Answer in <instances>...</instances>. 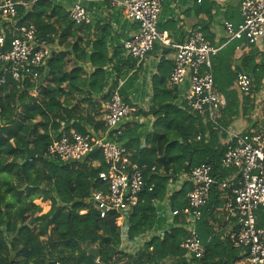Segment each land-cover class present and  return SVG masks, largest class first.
Wrapping results in <instances>:
<instances>
[{
    "label": "trees",
    "instance_id": "trees-1",
    "mask_svg": "<svg viewBox=\"0 0 264 264\" xmlns=\"http://www.w3.org/2000/svg\"><path fill=\"white\" fill-rule=\"evenodd\" d=\"M24 1L31 6L18 7L20 21L33 24L37 37L47 38L51 43L56 39L62 50L53 53L46 69L41 70L46 72V78L39 86L37 97L28 95L34 83L27 79L16 84L8 78L0 87V264H165L169 259H173V264H184L180 244L187 233L180 224L184 222L181 212L191 190L189 183L168 198V213L178 211L180 216L174 217V226L161 238L150 237L132 254L121 248L122 240L132 242L155 227L158 209L153 204L164 202L175 180L154 174L177 178L182 171L201 164L210 166L211 175L218 181L231 173L220 165L225 152L220 138L226 137L225 131L235 120L247 119L254 108L249 96L235 90V76L237 72H244L251 80V94L258 92L264 86V54L250 47L234 72L231 69L234 51L244 41L233 40L227 41L211 58L215 87L226 101L217 126L208 121L203 123L202 118L189 112L185 102L182 108L175 106L178 89L168 85L172 62L164 57L160 59L151 79V107L148 113L142 114L155 119L153 132L147 136L144 147L141 148L137 139H131L138 128L136 125L133 130L129 128L132 126H124L121 136L109 138L125 147L134 163L145 166V189L126 216V226L119 228L114 212L100 218L86 202L92 191H106L105 184L98 179V174L105 169L101 151L95 149L85 162L70 165L47 160L45 152L50 143V124L56 130L60 122L79 120L92 125L94 131H105L103 123L94 122L97 115H91L80 105L92 109L98 106L94 99L104 93L105 68L113 58L123 55L122 48H116L109 55L107 45L112 30L107 22L75 25L68 19L67 11L52 1ZM200 5L198 13L211 17L213 4L202 0ZM227 19L234 26L240 23ZM208 28V23L200 24L199 31L206 41L210 37L212 42ZM213 46L217 45L213 43ZM71 60L73 65L69 66ZM121 72V67L114 68L115 80L108 92L116 88ZM108 92L103 101L107 100ZM72 125L78 133L86 134L85 128L76 122ZM26 144L35 157L23 163ZM149 188L154 200L148 193ZM223 202L218 185L212 186L195 228L205 250L201 264H235L242 258V251L223 238L225 230L213 228ZM46 203L49 205L43 212L40 205ZM256 226L264 229V210L257 211ZM87 243L98 250V258L88 254Z\"/></svg>",
    "mask_w": 264,
    "mask_h": 264
},
{
    "label": "built area",
    "instance_id": "built-area-1",
    "mask_svg": "<svg viewBox=\"0 0 264 264\" xmlns=\"http://www.w3.org/2000/svg\"><path fill=\"white\" fill-rule=\"evenodd\" d=\"M70 1L72 5L67 10L68 19L75 25L91 24L87 9L97 0ZM107 1L110 7L121 10L137 27L121 43L124 56L138 65L155 52L156 47L161 55L167 49L173 50L169 86L178 88L188 81L183 101L189 112L202 118L203 123L208 121L217 126L226 101L215 87L211 58L220 47L210 45L199 30H189L181 43L171 42L167 31L158 30L163 0ZM200 2L197 0V3ZM20 6L28 9L31 3L0 0V87L7 83L8 78L16 84L27 79L34 83L28 95L37 97L39 86L46 78V72L42 73L41 70L46 69L51 58L53 43L47 38L37 37L33 24L20 21L17 11ZM240 16L241 21L236 26L223 22L227 41L242 40L248 45L264 46V0H244L240 6ZM116 83V88L108 92V101L104 105L105 131H99L101 134L97 136L96 132L90 131L80 134L68 126L65 131L63 124L56 130L49 127L50 143L45 158L70 165L83 163L93 150H100L105 169L98 174V179L105 184L106 191H92L86 202L100 214V218L114 212L118 216L117 225L137 205L139 195L145 189V166H138L130 159L125 147L109 139L121 136L122 123L131 112L119 92L123 81L118 79ZM234 88L243 95H251L252 85L248 75L238 72ZM259 95L256 101L258 116L253 121L257 128L227 130L226 137L220 138V143L225 147L220 165L231 173L218 181L211 175V167L201 164L189 171H182L177 177L181 183L186 182L191 186L186 195V206L181 212L184 222L180 225L187 233L180 244L184 264H201L204 258L205 250L195 228L214 185H218L224 201L218 210L224 214L228 224L224 237L233 248L242 251V258L236 264L264 262V229L256 226V213L264 210V93ZM149 191L152 192V188ZM169 215L174 219L180 213L174 211ZM160 235L163 236V231Z\"/></svg>",
    "mask_w": 264,
    "mask_h": 264
},
{
    "label": "crops",
    "instance_id": "crops-1",
    "mask_svg": "<svg viewBox=\"0 0 264 264\" xmlns=\"http://www.w3.org/2000/svg\"><path fill=\"white\" fill-rule=\"evenodd\" d=\"M206 1L211 5L213 4L210 13L211 17H207L203 13H198L199 8L201 7L200 4L202 3V0L200 3H197V0H163L162 1L161 12L159 15V27L162 28V31H167L169 33V39L171 40V42L176 44L183 42L189 30H199L200 24L208 23L209 28L207 32H209V35L211 34L213 37L210 35L212 37V42H210L209 40L210 37H208L207 42L208 43L210 42L209 43L210 45H213L214 43L219 47L221 42L226 41L225 43H223L222 46H220V49H222V47H224L227 44V38L223 29V22H230V23L233 22L231 20H228L227 17H229L230 19L232 18L235 22H240L241 20L240 6L244 0H206ZM53 4L67 11L68 8L72 5V2L70 0H54ZM87 10H88V15L91 19V24L89 25H95L97 23L107 22L111 27L112 34L107 45V50L109 55H113L114 53L113 51L116 48H121V43L123 42V40L128 38L132 34V32H134L137 28L136 24L128 20L124 16V13L121 10L110 7L107 0H97L91 3L88 6ZM236 41H242V40H236ZM52 46H53L52 54L62 50V48L59 47L57 42H54ZM250 47L256 48L259 54H264L263 45L261 44L248 45L247 43L242 42L240 45L236 47L234 51V55L232 59L233 60L232 68H231L232 71L235 72L234 68H236V65L240 62L242 56L250 50ZM167 51H169V54H167ZM172 56H173V50L167 49L164 55H161L159 52V48L156 47V51L148 55L146 59L138 65L136 64L132 65L133 61L131 60L127 61L124 54L120 58H113L112 61L105 68L106 80H105L104 93L99 97H97L96 99H94V101L98 103V106H95L94 109H92L87 105L81 104L80 108L87 110L91 115L96 114L97 117H94V122L99 121L103 123L104 105L107 103L108 98L105 101H103L102 98L104 94L108 92L107 90L109 89L112 81L115 79L114 68L121 67L122 72L118 79L122 80L123 84L119 87V92L122 98L125 100V102L131 109L130 114L123 121L122 127L132 126L129 128L133 130L134 129L133 125L138 126L135 135L131 139H137L140 143L141 148H143L147 136H149L153 132V123L155 120L151 115H145V116L142 115L143 113L144 114L148 113L151 107V100H152L151 79L156 74V68L160 62V59L164 57V59H167L168 61L172 62ZM68 65L69 66L73 65V61L72 60L69 61ZM78 66L81 67V64H79ZM83 67L88 68L87 65H84ZM188 84L189 82L186 81L184 84L181 85V87L177 88L178 96H177V101L174 103L175 106L182 108V104L184 103L183 97L188 88ZM261 92L264 93V86H262L258 92H255L251 95H245V96H249L253 100V106H254L253 111L250 113V116L247 117V119L239 118L235 120L227 129L228 131H240V130L246 131L248 129L250 130L257 128V125L253 121L254 119H257L258 116L256 101L259 99L260 97L259 94ZM74 101L75 100H73L72 103H74ZM73 122H76L78 126L85 128V132H89V131L96 132L97 136L101 134V132L99 131L102 130L94 131L93 130L94 127L92 125L89 126L85 122L79 120H72L68 124H64L60 122L59 126L63 124L65 126V129L70 127L75 130V128L72 125ZM48 127H51V124ZM126 140L128 142L130 139H126ZM128 155L130 154L128 153ZM179 175L177 177H179ZM175 179L177 178L175 177ZM175 181L176 182L173 181L170 184L169 190L166 192L167 201L165 206L163 205L164 202L163 204L161 203L153 204L158 209L157 221L155 223V227L145 235L138 237L132 242H128L125 239L122 240V245H121L122 249L126 250L127 252H130L131 254L135 253L137 248L142 247V245L145 242H147L150 239V237H154L159 234L158 237L161 238L160 235L161 232L163 231L164 233L165 231H167V229L171 227V224L173 223V219L167 211L169 209L168 198L174 192L178 191L182 185L186 184V182L181 183L178 179ZM218 210L216 214V221L213 223V228L218 231L220 229L222 231L225 230L226 232L228 224L225 222L226 220L224 219V214ZM117 226L119 228H123L124 226H126L125 216L122 219V221L119 222V224H117ZM224 236L225 234L223 235V238L226 239V237ZM173 263H174L173 259H169L166 261L165 264H173Z\"/></svg>",
    "mask_w": 264,
    "mask_h": 264
},
{
    "label": "water",
    "instance_id": "water-1",
    "mask_svg": "<svg viewBox=\"0 0 264 264\" xmlns=\"http://www.w3.org/2000/svg\"><path fill=\"white\" fill-rule=\"evenodd\" d=\"M24 153H25V158H24L23 163H24V162L31 161V160L34 159V157H35V155H34V154L31 152V150L29 149L28 144H26V146H25V148H24ZM154 175H156V176H158V177H160V178H165V179H167V178L175 179V176H174V175H158V174H154ZM148 193L150 194L151 199L154 200V196H153L152 192L149 191ZM85 249L88 251V254H89L90 256H92V257L95 258V259L98 258V250L95 249V248L90 247L89 243H87V244L85 245Z\"/></svg>",
    "mask_w": 264,
    "mask_h": 264
},
{
    "label": "rangeland",
    "instance_id": "rangeland-1",
    "mask_svg": "<svg viewBox=\"0 0 264 264\" xmlns=\"http://www.w3.org/2000/svg\"><path fill=\"white\" fill-rule=\"evenodd\" d=\"M175 180H177V179H175ZM174 182H176V181H174ZM173 185V184H172ZM163 204V203H162ZM49 205V203H46V204H41L40 206H41V208H42V211L43 212H46L47 211V206Z\"/></svg>",
    "mask_w": 264,
    "mask_h": 264
}]
</instances>
